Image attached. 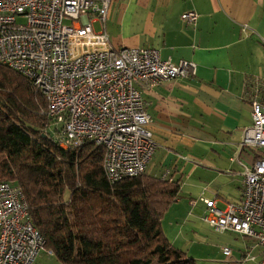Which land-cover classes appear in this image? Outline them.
<instances>
[{
  "label": "built area",
  "instance_id": "2783aa9c",
  "mask_svg": "<svg viewBox=\"0 0 264 264\" xmlns=\"http://www.w3.org/2000/svg\"><path fill=\"white\" fill-rule=\"evenodd\" d=\"M111 1L0 0V63L43 95L41 114L61 119L54 137L61 148L87 142L102 146V170L114 183L144 172L154 150L143 87L192 75L196 66L186 59L162 60L153 47H112L105 30ZM196 18L193 11L180 14L187 24ZM250 105L251 123L243 129L240 146L259 153L249 164L239 161L242 199L223 209L214 199H203L202 218L216 231L251 238L258 254L234 259L223 246V264H264V104L252 95ZM44 243L21 189L0 181V264H33L40 250L51 253Z\"/></svg>",
  "mask_w": 264,
  "mask_h": 264
},
{
  "label": "crops",
  "instance_id": "0c3cea01",
  "mask_svg": "<svg viewBox=\"0 0 264 264\" xmlns=\"http://www.w3.org/2000/svg\"><path fill=\"white\" fill-rule=\"evenodd\" d=\"M186 11L197 14L194 24L180 19ZM105 30L114 48L153 47L162 60L196 66L192 75L142 89L155 144L144 172L179 184L161 218L166 239L197 263L211 264L216 248L223 264L221 248L240 244L235 234L241 247L234 259L257 255L251 238L216 231L202 216L203 199L220 209L241 201L239 161L249 164L259 153L240 141L251 123L250 96L264 104V0H112Z\"/></svg>",
  "mask_w": 264,
  "mask_h": 264
},
{
  "label": "trees",
  "instance_id": "16d2710c",
  "mask_svg": "<svg viewBox=\"0 0 264 264\" xmlns=\"http://www.w3.org/2000/svg\"><path fill=\"white\" fill-rule=\"evenodd\" d=\"M29 80L0 63V181L18 186L28 217L61 264H198L164 236L178 181L142 172L109 183L103 148H61L58 117Z\"/></svg>",
  "mask_w": 264,
  "mask_h": 264
},
{
  "label": "rangeland",
  "instance_id": "374dc122",
  "mask_svg": "<svg viewBox=\"0 0 264 264\" xmlns=\"http://www.w3.org/2000/svg\"><path fill=\"white\" fill-rule=\"evenodd\" d=\"M234 237L237 238V241H239L240 244L238 246L234 245V247L228 244L226 245L232 250L234 254H237V252L239 251V248L237 247H241V239L236 234L234 235ZM209 254L211 255V257H214V258H209V260L213 261L211 264H218V261L220 262L222 259L220 252L216 248L210 249ZM219 254L220 256H218ZM36 256L37 258H36L35 264H61L55 259V257L52 254L48 253L45 250H40ZM201 263L205 264V262H201ZM201 263H198V264H201Z\"/></svg>",
  "mask_w": 264,
  "mask_h": 264
}]
</instances>
